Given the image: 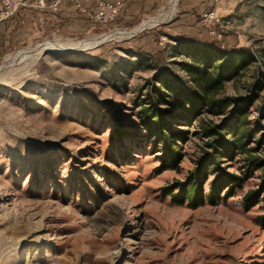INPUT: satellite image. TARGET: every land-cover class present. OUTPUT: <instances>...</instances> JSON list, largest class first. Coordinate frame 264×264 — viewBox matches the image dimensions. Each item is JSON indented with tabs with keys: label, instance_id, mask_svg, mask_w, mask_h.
<instances>
[{
	"label": "rangeland",
	"instance_id": "374dc122",
	"mask_svg": "<svg viewBox=\"0 0 264 264\" xmlns=\"http://www.w3.org/2000/svg\"><path fill=\"white\" fill-rule=\"evenodd\" d=\"M218 10L230 20L220 37L201 30L186 39L254 56L218 96L249 101L246 149L264 159V141L257 145L264 140V0H222ZM151 15L133 24L90 20L58 32L43 25L37 39L3 52L0 264H264L263 201L248 210L242 205L243 195L259 187L260 171L227 199L221 191L215 204L190 206L167 194L186 182L206 149L198 120L221 124L230 107L218 114L202 109L193 123L173 125L186 138L177 142L179 162L164 166L161 145L143 128L142 109L156 98L158 75L173 77L171 87L196 85L181 67L188 57L178 39L187 35L172 30L169 18L168 25L148 27L157 14ZM140 23L133 35L112 33ZM96 37L99 45L79 44ZM46 39L63 48L8 60ZM246 158H223L220 166L242 176ZM216 174L202 182L203 196Z\"/></svg>",
	"mask_w": 264,
	"mask_h": 264
},
{
	"label": "trees",
	"instance_id": "16d2710c",
	"mask_svg": "<svg viewBox=\"0 0 264 264\" xmlns=\"http://www.w3.org/2000/svg\"><path fill=\"white\" fill-rule=\"evenodd\" d=\"M188 39V38H187ZM178 39L187 48V60L181 62V67L190 80L195 83L196 89H183V84L171 87L173 77L158 75L155 77L159 88H154L156 98H150L149 106L142 109L143 128L148 135L154 137L163 151L162 163L172 167L179 162L181 154L177 147L178 141H183L186 136L183 130H178L173 125H183L186 120L193 123L198 115L205 109L206 112L218 114L230 107L229 113L221 124L210 121L197 122L200 133L205 140L206 149L197 156L196 165L190 171L186 182H176L173 189H167L176 201H187V205L195 206L198 201H207L215 204L220 198L227 199L234 195L237 188L254 171H260V185L256 190H250L243 195L242 205L245 210L250 209L256 202L263 201L264 210V159L258 158L246 149V144L252 131L247 127L248 100L222 98L218 96L223 84L237 77L240 72L253 62L254 56L244 48L220 50L213 48L201 41ZM176 79V77H174ZM162 104L168 107L162 106ZM182 121V122H178ZM228 135V136H227ZM264 140L257 141V145ZM241 153H246L245 172L242 176L225 171L220 166L223 158H232ZM217 173L209 182L207 193L203 196L202 182L209 175ZM174 189L178 191L173 193ZM258 222L264 227V212L258 216Z\"/></svg>",
	"mask_w": 264,
	"mask_h": 264
},
{
	"label": "crops",
	"instance_id": "0c3cea01",
	"mask_svg": "<svg viewBox=\"0 0 264 264\" xmlns=\"http://www.w3.org/2000/svg\"><path fill=\"white\" fill-rule=\"evenodd\" d=\"M50 1L51 0H25L26 6L21 8L18 13L7 20H0V58L3 56V52L6 49L13 48L27 41L35 40L41 36L43 33V25H45L46 28H53L57 32L61 28L62 30H70L78 25H80V27L87 26L91 20L96 0H77L81 9H78L72 2L60 0L57 10L55 11H51L49 8ZM120 1L123 7L116 19L117 21L133 24L135 20L147 16L150 17L152 16L151 14L156 12L157 15L153 16L155 19L148 21V27L160 24L168 25V22L163 20L169 18L172 30L176 29L180 34L187 35L186 37L181 36L182 38H190L189 32L192 33V36L194 32H204V29L196 22V17L202 11L209 10L212 7L211 0H174L175 5L173 9L164 16V10H166L169 3L166 4L167 0ZM178 1V15L174 18L173 13L176 10L175 7ZM160 15L163 16L160 18ZM135 32L134 30L132 33L127 34L133 35ZM178 32L174 34L179 35Z\"/></svg>",
	"mask_w": 264,
	"mask_h": 264
},
{
	"label": "built area",
	"instance_id": "2783aa9c",
	"mask_svg": "<svg viewBox=\"0 0 264 264\" xmlns=\"http://www.w3.org/2000/svg\"><path fill=\"white\" fill-rule=\"evenodd\" d=\"M67 1L74 3L78 9H81L77 0ZM211 2L212 7L199 14L198 23L211 37H220L221 32H224V30L230 26V20L219 13L218 9L222 0H211ZM59 3L60 0H51L49 2V8L51 11L57 10ZM25 6V0H1L0 20H7L13 17ZM122 7L123 5L120 0H96L91 21L99 25L111 24L116 21Z\"/></svg>",
	"mask_w": 264,
	"mask_h": 264
},
{
	"label": "bare ground",
	"instance_id": "6f19581e",
	"mask_svg": "<svg viewBox=\"0 0 264 264\" xmlns=\"http://www.w3.org/2000/svg\"><path fill=\"white\" fill-rule=\"evenodd\" d=\"M174 0H170L168 3V7L166 8V10H164L163 15L165 16L167 13L171 12V10L174 7ZM160 15V18L163 16ZM145 24V23H144ZM143 24V25H144ZM147 26V25H145ZM138 28H140V25H136L130 29H127L128 31H123V30H113L112 33L115 34L114 37H121L124 33H132L134 30H138ZM100 37V36H99ZM106 37V34H102L101 38ZM97 38V39H96ZM93 38V39H89L86 41H83L82 43H79L82 47H93L96 45H99L102 41H99L100 39L98 37ZM58 46H56L55 42H52L51 40H44V41H40V42H36L34 45H29V46H24L22 48H20L18 51L14 52L10 59L6 58L4 60V63L9 64L8 60L13 61L17 58H26V57H30L31 55H38L39 53L45 51H51V50H56V51H61V48H63V46L57 48ZM72 48V47H71ZM8 59V60H7Z\"/></svg>",
	"mask_w": 264,
	"mask_h": 264
}]
</instances>
